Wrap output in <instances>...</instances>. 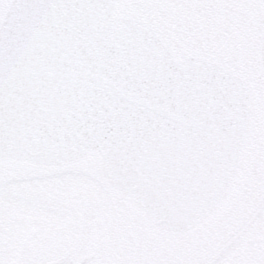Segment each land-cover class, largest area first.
Returning <instances> with one entry per match:
<instances>
[{
  "label": "snow or ice",
  "instance_id": "obj_1",
  "mask_svg": "<svg viewBox=\"0 0 264 264\" xmlns=\"http://www.w3.org/2000/svg\"><path fill=\"white\" fill-rule=\"evenodd\" d=\"M0 264H264V0H0Z\"/></svg>",
  "mask_w": 264,
  "mask_h": 264
}]
</instances>
